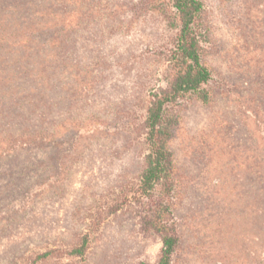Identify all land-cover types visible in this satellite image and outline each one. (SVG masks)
Instances as JSON below:
<instances>
[{"label":"rangeland","instance_id":"1","mask_svg":"<svg viewBox=\"0 0 264 264\" xmlns=\"http://www.w3.org/2000/svg\"><path fill=\"white\" fill-rule=\"evenodd\" d=\"M48 1L36 41L0 44V264H155L161 240L136 204L111 209L139 182L149 92L166 83L160 50L175 29L138 0ZM203 2L215 92L171 110L190 186L175 264H264V31L247 24L246 0ZM34 98L44 103L30 109Z\"/></svg>","mask_w":264,"mask_h":264},{"label":"trees","instance_id":"2","mask_svg":"<svg viewBox=\"0 0 264 264\" xmlns=\"http://www.w3.org/2000/svg\"><path fill=\"white\" fill-rule=\"evenodd\" d=\"M66 1L71 0H64ZM72 1L74 3L75 0ZM50 2L0 0V41H3L0 44L7 45L6 43L19 39V43L28 47L36 41L43 31L39 27L40 20L54 15ZM246 2L249 11L246 12L245 20L257 35L260 24L264 31V22L260 20L264 19V0ZM136 6L138 12L160 15L175 29V36L170 45L163 46V50H160L167 62L166 83L155 86L149 92L150 101L144 120L148 153L139 174V182L132 189V194L113 206L111 212L118 211L128 203L136 204L140 228L146 233L157 235L161 240L160 256L155 264H175L184 237L183 221L177 210L190 186L171 145L178 117L177 111L172 113L171 110L193 96L203 102L212 98L215 91L209 84L214 70L209 63V56L217 49L215 31L213 25L209 24V18L205 16L203 0H138ZM255 22L259 24H254ZM48 25L44 34L48 33L47 38L52 40L50 33L54 24ZM254 39L255 37L251 38L249 42H254ZM247 49L252 55L253 51ZM255 70L259 71L258 67ZM256 91L261 93L260 89ZM33 100L34 102L29 101L30 109L44 103V99ZM18 103L14 101L13 105L17 107ZM28 143L30 140L21 141V144ZM15 152L17 150L11 149L7 155ZM87 241L88 236H85L71 253L77 257L83 256ZM47 255L48 252H45L42 256ZM138 264L151 263L141 261Z\"/></svg>","mask_w":264,"mask_h":264}]
</instances>
